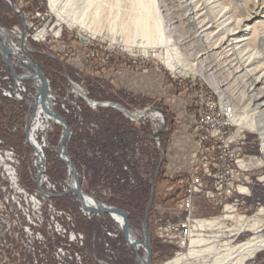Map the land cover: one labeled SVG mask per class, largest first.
<instances>
[{"label": "rangeland", "instance_id": "obj_1", "mask_svg": "<svg viewBox=\"0 0 264 264\" xmlns=\"http://www.w3.org/2000/svg\"><path fill=\"white\" fill-rule=\"evenodd\" d=\"M255 2L257 5L261 4V0ZM176 3L177 0H171L169 6H175ZM37 8L42 13H48L47 17L38 24L41 26L47 24L48 28L52 29L51 34H58V28L61 27L58 38L50 37L49 41L38 43L29 39L32 50L28 51V54L49 80L53 93L57 96L58 104L54 109L66 120L71 130L65 147L77 174L79 173L78 186L81 185L86 193L103 199L110 205L127 210L130 226L140 240H143L142 222L147 219L152 253L151 264H162L179 253H186L189 247L178 249L174 244L163 242L156 233V227L160 222L173 218L177 171L180 170V173L187 170L193 151L194 141L187 133H190L193 123L194 108L190 101L196 98L197 87L186 85L185 82L179 83L177 79L171 78L169 70L167 71L156 57L151 56L150 53H138L137 49L129 52L121 44L106 38V33H103L104 38L95 37L91 45L82 46L80 38L90 37L87 32L70 27L59 20L50 10L48 0H31L30 4L24 6L30 20ZM0 25L7 31H16L22 26V18L6 0H0ZM30 31L32 32L33 29ZM117 40L119 41L118 38ZM14 42H17V39H14ZM93 48L98 49L101 61L92 59L90 62L97 63L98 67L95 70L98 72L85 75L80 69L82 68L80 64H83L82 57L84 58L85 53ZM4 69L0 55V75L3 74L1 71ZM111 69L114 71L119 69V73L114 77L112 76L114 71ZM109 70L111 72H108ZM67 77L84 86L91 98H109L124 104L125 107L140 108L151 103L163 108L167 130L162 136L160 147L164 156L161 158L160 152L154 150L151 145H148V148H151L144 152L132 154L138 158L132 170L137 180L134 188H122L113 183L114 168L111 167L110 162L117 161L119 164L122 158L116 159L114 153L110 151L100 154L94 152L95 144L101 143L97 132L109 134L121 131L129 134L137 130L136 132L141 131L147 140L151 125L145 127L132 125L116 108L92 109L85 105L81 97L69 94V99L77 100L81 106L82 124L73 128L77 121L74 112L64 113L59 101L71 89ZM113 77L123 86H127V82L131 85L144 86L149 90L150 96L132 93L123 86L118 89L112 87L110 80H113ZM195 78L209 95L216 90L200 76ZM173 88H175L174 100L167 101L166 96L173 93ZM216 94H214L215 98H217ZM178 99H182V102ZM69 108L71 110V107ZM31 111L32 109L25 103L0 96V140H2L0 146L13 147L19 161L16 170L20 186V188L9 186L5 181L0 183V264H45L47 260L54 264H138V257H144V249L129 243L108 214L83 219L79 216L82 203L73 193L74 191L63 195L64 189L67 188L66 182H69L71 176L56 151L62 134V127L58 124H53L52 130L47 133L50 147L45 150L46 173L54 183L56 191L50 195L41 190V188L45 189L44 186L40 187L34 182L35 170L31 166L33 150L24 145L27 135L25 126ZM186 112L190 113V118L184 115ZM91 121L97 124L98 128L90 127ZM188 124L190 126L187 133H176L173 137L175 147L170 145V134L174 130H183ZM248 135L249 141L255 143L254 153L260 154V159H264L262 151L259 153V149H262L260 135L251 131ZM250 144L247 143L246 147ZM152 159L154 162L151 161ZM253 211L255 209L248 214ZM195 212L200 219L221 216L220 210L214 209L201 199L197 200ZM226 226L236 227L233 221ZM212 233L213 231L206 232L208 236ZM259 233L264 234V229ZM226 234L220 240H228L229 246H232L248 238L251 232L240 229L237 234Z\"/></svg>", "mask_w": 264, "mask_h": 264}, {"label": "bare ground", "instance_id": "obj_2", "mask_svg": "<svg viewBox=\"0 0 264 264\" xmlns=\"http://www.w3.org/2000/svg\"><path fill=\"white\" fill-rule=\"evenodd\" d=\"M48 2L59 20L87 32L92 38L106 33V38L129 52L137 49L138 53H150L167 71L200 76L216 89L209 98L223 106V117L233 115L239 129L260 135L264 154V0L260 5L255 0H177L175 6H169L171 0ZM19 43L27 52L30 44L23 36ZM0 49L16 55V48L1 29ZM30 74L39 91L42 80L37 74ZM74 92L80 95L77 85ZM37 102V112L58 124L56 118L47 113L51 106L48 95L43 105L38 98ZM91 102L92 106L96 104L94 100ZM33 124V130L43 129L40 121ZM69 175L71 191L76 192L80 187L72 172ZM80 190V199L86 205L103 206ZM227 210L220 217L198 220L197 229H211L212 235L198 233L191 238L186 253L162 264H244L262 250L264 234L259 232L264 229V207L250 216L237 215L230 207ZM113 215L122 226L123 217ZM225 219L232 220L236 227H225ZM240 229L250 231L251 235L232 246L228 240H220L226 233L237 234ZM128 235L137 238L130 227ZM140 264H146L145 256L140 258Z\"/></svg>", "mask_w": 264, "mask_h": 264}, {"label": "built area", "instance_id": "obj_3", "mask_svg": "<svg viewBox=\"0 0 264 264\" xmlns=\"http://www.w3.org/2000/svg\"><path fill=\"white\" fill-rule=\"evenodd\" d=\"M6 1H8V3L12 2V0ZM12 3L16 8L15 12L22 18V26L16 31H7L4 27H2L1 30L16 48V55L10 54V61L15 69L17 77L11 74L8 65L3 61L5 69L1 71L3 74L0 75V96L5 99L25 103L32 109L27 119L28 132L24 145L26 147L29 146L33 150L31 166L35 170V175L33 176L34 182L38 183L40 186H44L45 189L43 190L48 194H53L56 188L54 183L49 179L45 169V150L50 147L47 133L52 130L53 122H49L45 114L37 112L38 102L36 97L38 94V86L34 78H29V74L33 73V69L27 64L26 61L28 57L23 50L24 47L19 41L22 36L27 43H29V39L37 43L49 41L50 37L58 38V35L61 33V27L58 28V34H51L52 29H49L47 24L43 26L38 24L48 15V13H42L39 8L36 9L32 20H30L29 13L25 11L24 6L30 4L31 0H14ZM32 29L33 31L31 32L30 30ZM42 30L43 33L39 34ZM14 39H17V42H14ZM93 39L94 38L87 37L84 42L80 40V43L82 46H88L91 45ZM27 48V53L32 50L31 47ZM88 52L85 53L84 58L82 57V63L85 66L93 68L94 66H92L90 60L94 59L95 61H101L98 49L93 48ZM49 54L53 56V54ZM95 64L97 65V63ZM169 73L171 78L177 79L179 83L185 82L186 85H193L198 89L196 98L190 101L192 104L191 106L194 108L192 113L193 123L190 129L194 139V146L187 170L180 173V170L177 171L175 179L176 197L172 208L173 218L160 222L156 227V233L163 242L174 244L178 249H184L190 247L191 238L198 233L207 235L206 232H212L211 229L198 230L196 227L197 221L200 220L195 212L198 199L205 201L214 209L220 210L221 215L228 211L227 207H230L233 213L241 216L253 215L261 207H264V159H260V154L254 153L255 143L249 141L250 137L248 133H250V131H242L239 129L233 115L230 117H223V106L211 101L209 92H206L205 88L199 84L197 78L192 74L180 75L177 72L171 71H169ZM67 82L71 89L68 90L67 94L59 101L61 103L60 107L64 113L68 114L70 111L74 112L77 121L73 125V128L82 124L81 106L80 102L77 100H70L69 94H73L74 97H81L85 105L92 109L114 107L119 110L125 120L132 125L138 127H145L148 126V124L151 125L147 140L141 131L136 132L137 130L133 128L134 132H130L131 134L117 131V133H109V135H112L111 138H109V136L107 139H104L99 136L101 143L95 144H107L111 139L113 141L117 140L113 137L115 133L126 134V136L122 138L123 141L118 140L121 147L110 150V152L114 153L116 159L119 157L122 158L121 163L118 164L117 161L110 162V165L112 163L111 167L114 168L112 172L114 184L122 188H134L137 180L132 170L133 167L136 166L138 158L134 157L132 154L144 152L146 149H150L151 147L148 148V145H151L154 150L160 152L161 158L164 156L163 150L160 147L162 136L167 130L166 116L163 108L156 107L151 103L140 108H126L118 103L107 100H94L96 104L92 106L91 100L93 99L87 96L84 87L68 77ZM74 85L79 87L81 91L80 95L74 92ZM47 95L52 107L55 108L58 104L56 100L57 96L53 93L49 80ZM69 107H71V110ZM35 121H40L43 125V129L40 131L37 128L33 130V123ZM102 133L103 132H99V134ZM126 143H128L129 146H126ZM247 143H251L250 146L246 147ZM1 144L2 140H0V145ZM56 148L58 153L59 143ZM93 150L99 154L106 152L99 147H93ZM260 151H262V149H259V153ZM151 161L154 162V159ZM18 162L12 146H0V183L5 181L9 186H19V178L16 170ZM68 173H70L69 170ZM66 183L67 188L64 189L63 195L70 193L68 192L70 184L68 181ZM18 188H20V186ZM110 189L111 188H109V190ZM39 195L43 196L44 194ZM91 196L104 202L103 199H98L93 195ZM254 209L255 211L249 215L248 212ZM104 214H108L116 222L117 228L122 231L120 222L113 214L93 213L83 204H81L79 208V216L83 219H91L94 216ZM231 222V220H223L225 226ZM139 247L143 248L142 246H137V248ZM139 258L140 257H138V264ZM45 264H54V262L50 263L47 260ZM244 264H264V248L257 251Z\"/></svg>", "mask_w": 264, "mask_h": 264}, {"label": "water", "instance_id": "obj_4", "mask_svg": "<svg viewBox=\"0 0 264 264\" xmlns=\"http://www.w3.org/2000/svg\"><path fill=\"white\" fill-rule=\"evenodd\" d=\"M10 5L12 6L13 10L16 11V8L14 6V4L12 2H10ZM0 29H2V26L0 25ZM82 42L85 41L84 37L80 38ZM29 46V44H28ZM31 47V46H29ZM25 52V51H24ZM0 54L2 56V59L4 61L5 64L8 65L11 74L14 77H17V74L15 72V69L10 61V54L8 52H6L4 49H0ZM26 56L28 57V60L26 61L27 64L33 69V74H37V76L40 77V79L42 80V86L38 91L37 98L39 99V103H41L42 105L43 103V99H45L47 97V89H48V79L46 77V75L44 74V72L42 71V69H40V67L37 65V63L30 57V55L25 52ZM32 74V75H33ZM46 110V108H45ZM47 113H50L52 117L56 118L58 125H60L62 127V134L60 136L59 139V150H58V154L61 158V160L63 161L64 164H66L69 172H72L74 178L77 180L78 185L80 184L79 181V177L77 174V171L75 169L74 164L71 162L70 157L68 156V152L65 149V142L68 141L69 138V134H68V130L70 129L66 120L60 115L58 114L55 109L52 107V105L50 106V109H47ZM28 132V122L26 123L25 126V134H27ZM40 186V185H39ZM41 187V186H40ZM80 188L78 190H75L76 192H73L80 200V202L91 212L93 213H110V214H119L123 217V223H122V232L124 234L125 239L131 243L134 246H142L144 249V256L146 259V264H150L151 262V245H150V234H148V229H147V219H145L142 222V233L144 234L143 236V240H140L139 238H131L128 233H129V227H130V223H129V219H128V211L121 209L117 206L114 205H110L107 203H104L102 201H99L97 199H95L97 202L102 203L103 206L101 207H90L88 205L85 204V202H83L80 198ZM41 190L43 192H45L42 188ZM68 192L72 193L71 188L68 190ZM51 195V194H50ZM92 197V196H91ZM131 228V227H130ZM137 250V248H136ZM138 257V256H137Z\"/></svg>", "mask_w": 264, "mask_h": 264}, {"label": "crops", "instance_id": "obj_5", "mask_svg": "<svg viewBox=\"0 0 264 264\" xmlns=\"http://www.w3.org/2000/svg\"><path fill=\"white\" fill-rule=\"evenodd\" d=\"M81 65V67L82 68H80V69H82L83 70V72L85 73V75H87V74H93V73H96V72H98V70H95V69H97V65L95 64V62L93 63L92 62V66L93 65H95L93 68H90V67H88V66H85V65H83V64H80ZM112 71H114L113 69H111ZM111 70H109L108 72H111ZM93 71V72H92ZM107 72V73H108ZM117 73H119V69H117L116 71H114L113 73H112V76L114 75V77H115V74H117ZM114 77L112 78L113 80H110V82H111V84H112V87H114V88H120L121 86H123L122 84H120V81H118V79L117 80H115L114 79ZM129 81H131V80H129ZM126 85L127 86H123L124 88H126V89H128L129 91H131L132 93H135V94H138V95H141V96H150V92H149V90H147L144 86H138V85H131L130 84V82H127L126 83ZM170 86V85H169ZM84 87V86H83ZM85 89V88H84ZM174 89L175 88H173L172 89V91H173V93L172 94H169L168 96H166V100L167 101H172L173 100V98L175 97V92H174ZM86 92H88V90H86ZM179 95H181L180 93L178 94V96ZM87 96L89 97V94H87ZM180 97V96H179ZM89 98H91V97H89ZM91 99H93V100H98V101H103V100H107V101H112V102H114V103H118V104H120L121 106H123V107H125L124 106V104H122V103H120V102H117V101H113L112 99H109V98H105V99H96V98H91ZM178 101L179 102H182V99H178ZM179 102H178V105H180L179 104ZM104 108H114V107H103V109ZM126 108H132V106H127ZM184 115H186V117L187 118H190L191 117V115H190V113L189 114H187V112L186 113H184ZM106 117H107V115H106ZM86 125H87V123H86ZM189 124L188 125H186V128H184L183 130H179V131H176V130H174L170 135H171V139L169 140V144L170 145H173L174 146V139H173V137H175L176 136V133H178V132H180V133H187V131H188V129H189ZM90 127H94V128H98V125L97 124H95L93 121H91V123H90ZM92 130H93V128H91ZM117 133V132H116ZM115 133V135H113V137H115L117 140H110V142L109 143H107V144H101V145H95L96 147H99V148H101L103 151H110V150H112V149H114V148H116V147H121L120 145H119V143H118V140L119 141H123L122 140V138L123 137H125L126 136V134L124 135V134H120V133H118V134H116ZM188 134V136H189V138L190 139H192L193 141H194V139H193V136H192V133H191V131H190V133H187ZM98 135L100 136V137H102V138H108L109 136V138H111L112 137V135H109V134H105V132H103L102 134H99V132H98ZM180 136H182V134L180 135ZM176 142H178L177 140H176ZM118 143V144H117ZM175 145H176V143H175ZM123 146V145H122ZM125 146V145H124ZM126 146H129V144L128 143H126ZM95 147V148H96ZM175 147V146H174Z\"/></svg>", "mask_w": 264, "mask_h": 264}, {"label": "trees", "instance_id": "obj_6", "mask_svg": "<svg viewBox=\"0 0 264 264\" xmlns=\"http://www.w3.org/2000/svg\"><path fill=\"white\" fill-rule=\"evenodd\" d=\"M4 118H6V117H4ZM3 123V122H2Z\"/></svg>", "mask_w": 264, "mask_h": 264}]
</instances>
